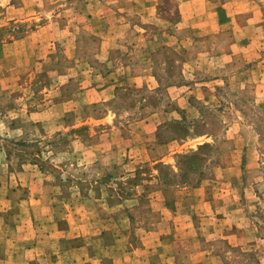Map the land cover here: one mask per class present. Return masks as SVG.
<instances>
[{"label": "rangeland", "instance_id": "1", "mask_svg": "<svg viewBox=\"0 0 264 264\" xmlns=\"http://www.w3.org/2000/svg\"><path fill=\"white\" fill-rule=\"evenodd\" d=\"M178 1L0 0V264H264V3Z\"/></svg>", "mask_w": 264, "mask_h": 264}, {"label": "crops", "instance_id": "2", "mask_svg": "<svg viewBox=\"0 0 264 264\" xmlns=\"http://www.w3.org/2000/svg\"><path fill=\"white\" fill-rule=\"evenodd\" d=\"M242 2L244 3H249V4H255L254 9H258V11L261 12V4L264 3V0H222L218 4V9H220V12H215L213 11L215 6L209 7L210 6V1L209 0H179L178 1V8H179V13L181 15V21L182 20H187L188 18H198L202 15V17L205 15V19L199 23V26L197 27H207L208 25L213 22L212 20L215 19V17H218V20H223L224 14H233L234 15H239V14H244V13H249L251 10L248 9H240ZM147 8L152 10V14L154 13L155 15V5H156V0H147ZM264 7V6H263ZM202 10V11H201ZM256 12H253L252 16H254ZM262 13V12H261ZM260 13V14H261ZM201 14V15H199ZM232 16V18H234ZM202 17H200L202 19ZM236 24V23H235ZM241 28H245L243 25H238V29L240 30ZM242 40V39H239ZM244 43H239L238 46L244 47V45H247L246 40H243ZM235 46V45H233ZM3 161V156L0 152V205L2 204L3 207L8 205L11 201L9 196L7 195L10 185V179H11V172L8 169V166L2 162ZM1 211H4L2 207H0V238H1V228L5 225V221L3 219V216L1 215ZM14 241V239H13ZM33 248L27 247L24 248L22 253L24 254L25 257H27L28 253ZM83 247H73V249L70 250H81ZM69 251V250H68ZM13 254H15L16 251L11 250ZM65 252V251H64ZM31 259V258H29ZM0 259V263H1ZM30 261V260H29ZM87 261V260H85ZM27 264V263H26Z\"/></svg>", "mask_w": 264, "mask_h": 264}]
</instances>
